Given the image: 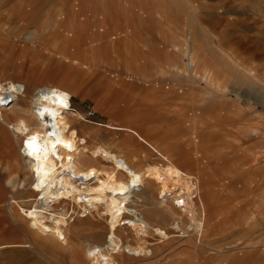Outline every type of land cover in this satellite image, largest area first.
Segmentation results:
<instances>
[{"label": "rangeland", "instance_id": "rangeland-1", "mask_svg": "<svg viewBox=\"0 0 264 264\" xmlns=\"http://www.w3.org/2000/svg\"><path fill=\"white\" fill-rule=\"evenodd\" d=\"M64 1L68 9L56 14ZM17 2L33 11L19 19ZM115 15L131 19L122 34L125 47L118 45ZM63 25L69 37L60 33ZM101 48L110 55L104 62L95 60ZM236 66L247 70V80ZM0 77L9 83L34 79L40 87L54 80L71 88L80 150L106 157L105 165L122 166L120 146L126 145L142 155L140 169L162 159L111 125H134L161 151L176 144L202 158L209 178L202 198L217 206L205 244L229 252L228 264L237 254L264 264V0H0ZM2 129L14 148L7 155L0 150V264H91L76 250L88 243L117 248L111 255L126 264L137 237L126 231L118 244L106 242L104 214L51 208L70 209L66 242L32 227L26 211L37 204L34 178L25 164L19 173L9 164L20 156L26 136L0 121ZM160 225L170 239L146 235L142 243L151 248V259L128 264L197 257L194 241L184 243L169 221ZM226 234L241 237V244L216 246L213 239ZM96 235L102 242L94 241Z\"/></svg>", "mask_w": 264, "mask_h": 264}, {"label": "bare ground", "instance_id": "bare-ground-1", "mask_svg": "<svg viewBox=\"0 0 264 264\" xmlns=\"http://www.w3.org/2000/svg\"><path fill=\"white\" fill-rule=\"evenodd\" d=\"M16 4V8L21 11L17 14L19 19L26 12L30 14L33 11L32 6H23L21 2ZM68 7L69 4L64 1L58 9L55 8L56 14ZM74 12L77 17L79 10L76 8ZM113 20L114 32L119 35L118 45L125 47L127 43L122 34L124 27H129L131 19L115 15ZM93 28L96 29L95 26ZM86 29L89 30V27ZM60 33L69 37L70 28L63 25ZM101 50V55L96 56L95 60L104 62L110 59L109 53L103 48ZM66 74L64 72L62 76ZM72 79L77 78L73 76ZM18 82L9 83L0 77V121L19 136H26L27 143L21 149L20 156L9 164L18 173L25 164L34 178L32 190L37 194V204L26 211L34 229L42 235L66 242L70 209L62 207L61 213L51 208L68 205L72 206V211L79 207L83 213L94 211L104 214L107 220L106 242L109 241V244H118L122 233L126 231L135 233L136 244L129 249L130 255L124 261L126 264L136 261V258L151 259V248L142 241L148 234L163 240L170 239V234L160 225L168 221L184 243L191 244L194 241L199 246L196 258L190 255L179 264H209L213 262L210 253L224 257L229 254L205 244L211 237V225L208 222L217 206H207L202 198L209 179L208 172L202 169V158H194L188 150L182 152L176 144L161 151L148 142L134 125H111L109 127L127 133L130 138L137 137L162 159L140 169L138 166L142 155L126 145L120 146L125 154L122 166L105 165L106 157L96 158L80 150V132L76 129L78 115L76 117L72 112L71 88L60 86L54 80L49 81L53 83L49 87H40L36 80L30 78L26 82ZM22 85H25L24 92L21 91ZM10 117L13 118L12 122L9 121ZM13 148L9 133L0 130L1 153L11 152ZM152 213L157 215V220L153 219ZM93 239L96 242L103 240L102 235H96ZM87 246L84 249L81 245L76 250L85 252L91 264H120L110 253L112 250L117 251V248L92 246L90 243ZM203 255L210 259H205ZM240 255L233 257L231 264H240Z\"/></svg>", "mask_w": 264, "mask_h": 264}, {"label": "crops", "instance_id": "crops-1", "mask_svg": "<svg viewBox=\"0 0 264 264\" xmlns=\"http://www.w3.org/2000/svg\"><path fill=\"white\" fill-rule=\"evenodd\" d=\"M17 20H19V19H17ZM236 68H237V72H238V74H239V72H242V74H239V75H241L242 76V78L243 79H245V80H247L245 77H247L248 76V73H247V70H245L243 67L241 68L240 66H236ZM244 70V71H243ZM247 73V74H246ZM71 101V104H73L72 103V100H70ZM233 227V226H232ZM231 229V228H230ZM224 231V230H223ZM223 231L221 232V233H223ZM243 234V233H242ZM222 235V234H221ZM225 237H219V238H216V239H213L214 241H215V245L216 246H220V245H228L229 246V244H241L240 243V240H238V239H241V237L240 238H238V239H231L230 237H228L227 236V234L226 235H224ZM231 236V235H230ZM237 242V243H236ZM220 255H218V259L217 260H214V262H212V263H209V264H226L227 263V256H225V257H220ZM228 257H230V256H228ZM244 257H245V260L246 261H248V262H252V264H258L259 263V261H261L260 259H256L255 257H250V256H246V254H244V255H240V264H244ZM213 261V260H212ZM230 263H233L232 261L230 262ZM228 264V263H227Z\"/></svg>", "mask_w": 264, "mask_h": 264}]
</instances>
